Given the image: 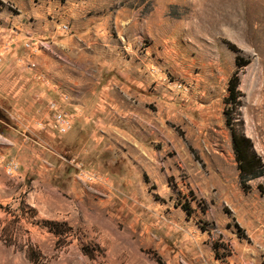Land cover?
<instances>
[{
	"label": "rangeland",
	"instance_id": "1",
	"mask_svg": "<svg viewBox=\"0 0 264 264\" xmlns=\"http://www.w3.org/2000/svg\"><path fill=\"white\" fill-rule=\"evenodd\" d=\"M255 5L0 0V264H264Z\"/></svg>",
	"mask_w": 264,
	"mask_h": 264
},
{
	"label": "bare ground",
	"instance_id": "2",
	"mask_svg": "<svg viewBox=\"0 0 264 264\" xmlns=\"http://www.w3.org/2000/svg\"><path fill=\"white\" fill-rule=\"evenodd\" d=\"M258 1L259 0H254L253 7L247 9V6L243 3V0H229V24L233 27L240 28L243 34L245 36H249V38H257V36L259 37L261 34L262 26L259 25L260 21L258 19V14H260L261 11L255 5L258 3ZM254 25H257V27H254Z\"/></svg>",
	"mask_w": 264,
	"mask_h": 264
},
{
	"label": "trees",
	"instance_id": "3",
	"mask_svg": "<svg viewBox=\"0 0 264 264\" xmlns=\"http://www.w3.org/2000/svg\"><path fill=\"white\" fill-rule=\"evenodd\" d=\"M229 48H231L232 50L236 51V48L231 45L228 44ZM235 63L237 65H246L248 62L246 60H244L242 57L237 56L235 59ZM237 79L235 76H233V78L230 79L229 82V92H230V97L229 99L231 101H235L236 100V96L237 93L236 92V87H237ZM227 122H229V119L227 118L226 120ZM246 141L248 142V140L246 139ZM233 149L236 155V159L238 161V168L240 170V177H246V178H255L260 176L261 172H258L257 170L255 171V169H258L257 167H259L258 163H259V159H256V161L252 158V157H248V154L245 152H240L237 150L236 145L234 143V135H233ZM261 192L264 191V187L259 186ZM263 193V192H262ZM264 194V193H263ZM53 225L58 228L60 225L57 223H53Z\"/></svg>",
	"mask_w": 264,
	"mask_h": 264
},
{
	"label": "flooded vegetation",
	"instance_id": "4",
	"mask_svg": "<svg viewBox=\"0 0 264 264\" xmlns=\"http://www.w3.org/2000/svg\"><path fill=\"white\" fill-rule=\"evenodd\" d=\"M234 143H235L236 148L239 151V153L242 152L243 150H242V147H241V143H240V140H239V138L237 136L234 137Z\"/></svg>",
	"mask_w": 264,
	"mask_h": 264
},
{
	"label": "built area",
	"instance_id": "5",
	"mask_svg": "<svg viewBox=\"0 0 264 264\" xmlns=\"http://www.w3.org/2000/svg\"><path fill=\"white\" fill-rule=\"evenodd\" d=\"M60 126H64V124H63V123H61V121H60ZM90 179H92V178H90Z\"/></svg>",
	"mask_w": 264,
	"mask_h": 264
}]
</instances>
